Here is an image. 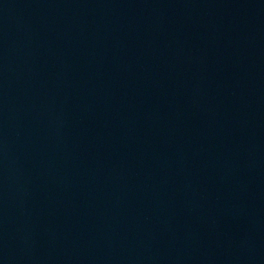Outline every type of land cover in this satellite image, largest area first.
I'll return each mask as SVG.
<instances>
[{
    "label": "water",
    "instance_id": "water-1",
    "mask_svg": "<svg viewBox=\"0 0 264 264\" xmlns=\"http://www.w3.org/2000/svg\"><path fill=\"white\" fill-rule=\"evenodd\" d=\"M0 264H264V0H0Z\"/></svg>",
    "mask_w": 264,
    "mask_h": 264
}]
</instances>
